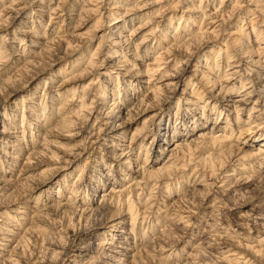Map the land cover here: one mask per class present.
I'll use <instances>...</instances> for the list:
<instances>
[{"label":"bare ground","instance_id":"obj_1","mask_svg":"<svg viewBox=\"0 0 264 264\" xmlns=\"http://www.w3.org/2000/svg\"><path fill=\"white\" fill-rule=\"evenodd\" d=\"M57 19L74 30L62 36ZM120 63L125 71L114 73ZM47 64L61 65L46 75ZM28 82L35 83L28 96L3 106V95ZM0 122V192L26 194L12 208L0 193V264H23L27 255L26 264L43 262L41 251L33 254L52 212L76 222L60 230L52 264H91L90 233L99 237L93 257L138 264L140 212L144 222L159 200L179 205L187 215L176 223L188 227L208 195L217 202L212 220L185 264H264V237L256 245L236 240L245 234L223 228L229 218L216 206L230 184L264 169V0H0ZM246 132L262 144L243 150ZM65 167L74 168L55 181ZM31 169L39 178L30 189ZM175 214L149 222L160 239L173 235ZM127 217L133 243L119 229ZM222 234L236 245L215 247Z\"/></svg>","mask_w":264,"mask_h":264},{"label":"rangeland","instance_id":"obj_2","mask_svg":"<svg viewBox=\"0 0 264 264\" xmlns=\"http://www.w3.org/2000/svg\"><path fill=\"white\" fill-rule=\"evenodd\" d=\"M162 1L165 2V0H162ZM61 3H63V2H61ZM183 6L185 7L184 3L181 5V7H183ZM152 11H153V9H152ZM58 20L59 19L55 20V23H56L55 25H58V27H59L58 29H60L59 30L60 33L62 32L61 33L62 36L66 35L67 32L69 33V32L74 30V28H72V27L70 28V26H68V28H67L66 27V22L63 23L62 21H60V20L58 21ZM89 28H91V27H89V25H87L85 30H88ZM217 42H218V40L213 41L211 43V45L212 44H216ZM208 48H209V46L204 51H206ZM65 62H62L61 64L65 63ZM61 64H59L57 66H54V67L51 66V64L50 65L49 64L44 65L45 69L43 70V72H46L45 73L46 75H48V74L50 75V73L51 74L54 73L56 71V69ZM123 64L118 65L117 67H114V68L111 67V68H113L112 69L113 72L114 73L124 72L125 71V67H127V66L125 64L124 65ZM53 70H55V71H53ZM40 79L41 78H39L35 83H37ZM88 81H89V79L88 80L84 79L82 81L74 82L73 84H71V86L69 88L76 87V86H82V85L86 84ZM61 82H62V80H60L57 83V85H59ZM35 83L28 82V83L24 84L23 86H21L22 87L21 89L17 90L18 92H16L14 94V96H11L12 98L10 96L3 95L2 99H1V101L3 102L2 103L3 106H8L10 104V102H12L14 100L21 99L22 96H28L31 93V89H32V87H34ZM183 88H184V86L181 84V86L179 88V93L182 91ZM206 88L207 87H205V89ZM208 90L209 89L207 88L206 92ZM3 99H5V100H3ZM152 114H153V112L149 111V112H147V113H145L143 115L136 116V118L134 120L136 123L133 126L130 127V131H131V129L133 130L136 126H139L144 118H147V117H149ZM2 129H3L2 122H0V130H2ZM253 134L254 133H251V132H248V133L246 132V133L242 134L241 138H243L244 141L245 140L247 141L246 144L239 143V146L240 147L242 146L243 150H246V149L247 150H253L257 146L262 144L261 140L251 139ZM88 136L90 137V135H87V137ZM79 139L80 138H77L76 140L72 141L71 145H74V144L78 143V142H75V141H77ZM83 139H86V138H83ZM260 139H262V138H260ZM57 140L62 142V144H65V145L70 143L67 140H60V139H57ZM161 143H164V142H161ZM91 159L92 158H90V160ZM9 162H11V161H9ZM5 164H4V166H5ZM5 168H8V167L6 166ZM73 168H66L65 167L61 171V173L55 178V181L63 178L64 175L67 174L66 172H70ZM233 168H234L233 165H228V166L225 167V171L232 170ZM16 169H18V167ZM16 172L17 171H15L14 173H16ZM38 172L39 171H37L36 169L35 170L31 169L30 175L33 177V180H31L32 177L30 178V181L28 180L29 182L27 183V187L26 188H30L29 186H32L34 184V182H32V181H34L35 179L39 178V177L36 178V175H37ZM230 172L231 171H229L228 173H230ZM0 173L2 174L1 165H0ZM8 173L9 172L7 171V172H4L3 174L5 175V177H7L9 175ZM249 174L250 175L254 174L255 177L248 183H245V181L241 182L239 180V182L236 181L235 183L230 184L228 186V188H229L228 198L225 196L226 200L223 201L222 203L219 202L218 204H216V206L221 208V210L224 212V214L226 216H228V218H229V219H227V222L224 221L223 228L224 227H228L229 224H231L232 225L231 229L234 230L235 233L238 230V233H242V235L245 234L244 237L241 236V238H236V240L237 239H241L244 242H249L252 245H256L257 244L256 238L258 236H261V235H262V237H264V183H263L264 181H260V177H262L261 175L264 176V169H260V170L258 169V172H255V173H252V171H250ZM43 178L41 177V179H43ZM29 183H30V185L28 186ZM109 186H110V184H109ZM201 187H202V185H195V186L190 185L188 188H191V189L199 188L200 189ZM98 190L99 191L97 193L100 194L101 193L100 192L101 188L99 187ZM10 191L8 190V187L6 189L4 187V189H2L0 193L4 194L3 198L6 195L8 196V198L7 197L4 198L6 201H9L10 199L13 198V196L14 197L16 196L14 199L17 198L16 199L17 202H14L15 201L14 200L13 202H11V203H14L12 205L11 203L5 202V200L2 198L3 201H1V202L5 203L4 205L7 204L8 206L13 208V207H16V205H19L20 203H23V202H19L18 200L21 201L22 198H26V194H25V197H24V193L23 192L16 191L15 193H13V192H10ZM198 191L199 190H197L196 192H198ZM8 193H9V195H8ZM19 193H23V195L20 194L21 195L20 196ZM9 196H12V197H9ZM35 196H34V198L37 197V196L36 197ZM198 196H199V194L197 193V197ZM18 197H21V198L18 199ZM97 197H98V194H97V196L95 198H97ZM29 200H30L29 202H26V203H28L27 205H29V206L31 205L32 206L33 204H35V202H33L32 199H29ZM213 200H214V196H209L208 195L203 202H201V203L200 202H196L199 205H196L197 209H193L195 211L193 213V216L191 218L192 220L190 221V225L188 227H183V224L176 223V220L179 219V215H181V216L182 215H184V216L187 215V213L183 212V211H185L184 207L180 208L179 205H173L172 206L171 204H167L168 202H165V203L164 202H159L160 201L159 200L157 202V206L153 207V209L150 210L151 212L149 211L150 213L149 212H145L146 213L145 215L147 217L145 216L146 220L144 222L141 219L144 216V214L140 212V215H139V217L137 219V223L135 225V231H136L135 234H137V239H138L137 240V246H139L138 248H140V249L142 248L143 249L142 256H141V261L138 264H143V263L144 264H185V262H187V260H188V258H187L188 257V253L194 248V245L199 243V238L204 236L203 227L205 225H207L206 222L207 221L209 222V221L212 220L210 218L211 215H210L209 211H211L212 208L215 207V206H213V207L211 206L212 203H214V204L217 203V202H213ZM7 205L5 207H7ZM5 209L6 208H1L0 211H4ZM153 211H154V213H153ZM54 213L52 212L50 214L51 216H49L50 219L48 217V218H46L45 222L43 221V223H42V225L44 226L43 228H45V227L47 229L49 228L48 230L45 228L46 231H48L47 232L48 235H46L45 240H44V242H46V245H45L44 242L41 241L42 243L38 242L37 246L34 249L35 250L34 251L35 254H33V255H36L37 251H38V253H39V251H41L40 254L42 255V257L47 259V260H44V258H42L43 262H40V264H50V263L52 264V262L53 263H58L59 259L57 258V256L59 257L60 255L57 254V253H56L55 256H53V255L55 253V250H57L56 248L59 246V244L61 242L59 236H60V234L65 235L66 234L65 232H68L74 226V224L76 225V222L74 221V219H73V221L71 223L69 222L70 224L68 223L69 219H67V218H64L63 219L64 222H62L61 219L58 218V216H56L57 214L55 215ZM167 213H169V214H175L176 213L175 214L176 216L173 215L171 217L172 219L168 218L169 228H170L171 231L173 230L174 233L172 231L173 235L160 239L158 237V236L161 235V233L159 231L160 229H157V230L152 229L151 225H149V222L151 221V223H153L154 220L160 214L161 215L163 214L162 216H164ZM140 216H142V217H140ZM51 219H53V220H51ZM125 221H127V222H121L119 224L120 225L119 229H120L121 233H122V231L124 233H126V234L129 233V235L127 234L129 236L127 238L129 240V243H133L134 242V238L132 237L133 233L131 232V226L132 225L130 224V218L127 217V219H125ZM53 222H56L57 224L53 223ZM65 222H66V224H63ZM142 222H143V224H142ZM241 224H242V226H241ZM108 225H110V223ZM65 227L68 228V230ZM206 227H208V226H206ZM142 228H143V232H144L143 235H141L142 234L141 233V229ZM159 228H162V226H159ZM61 229H62V231L65 230V232L64 233L60 232ZM208 230L209 229H207V231ZM101 232H103V230H101V231L99 230V233H101ZM214 233H216V231ZM232 233H234V232L232 231ZM175 235H177V236H175ZM207 235L209 236L210 234L207 233ZM231 236H232L231 234H227V235L222 234V235L215 236L214 238L217 240V242H216L217 244L215 245V247H217V248L221 247L222 249H224V248L226 249V247L234 246L235 241L232 239ZM98 238L99 237H96V236L93 237V235H91V233L89 235L85 236V243L88 244L87 245L88 251L85 252L84 257L87 258V260H89V261H93L91 264H105L107 261H110V259H108V258L93 257L94 256V252L93 251H94V248H96V244L95 243H98V240H99ZM247 238L250 239V240H248ZM49 241H51L53 243V245H52L51 242L49 243ZM160 245H162L164 247L166 246L165 247L166 250H164V249L160 250ZM154 246H155V248H154ZM37 247L39 249H37ZM45 247H47L50 251L48 249H46ZM145 247H146V249H145ZM43 249H44V251H43ZM218 249H220V248H218ZM111 253H112V251L109 250V254H111ZM44 254H46V255H44ZM27 256L25 257V260H27L26 259V258H28ZM36 257H38V255ZM55 257H56V259H55ZM142 259H143L144 262L142 261ZM25 260L23 259L21 261V263L26 264ZM253 261H254V259H253ZM45 262H47V263H45Z\"/></svg>","mask_w":264,"mask_h":264}]
</instances>
